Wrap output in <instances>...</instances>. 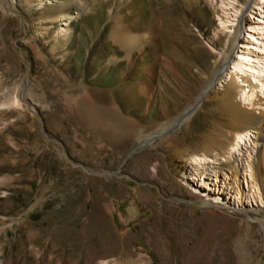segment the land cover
<instances>
[{
  "label": "rangeland",
  "instance_id": "374dc122",
  "mask_svg": "<svg viewBox=\"0 0 264 264\" xmlns=\"http://www.w3.org/2000/svg\"><path fill=\"white\" fill-rule=\"evenodd\" d=\"M258 1L0 0V264H264V92L225 79Z\"/></svg>",
  "mask_w": 264,
  "mask_h": 264
},
{
  "label": "bare ground",
  "instance_id": "6f19581e",
  "mask_svg": "<svg viewBox=\"0 0 264 264\" xmlns=\"http://www.w3.org/2000/svg\"><path fill=\"white\" fill-rule=\"evenodd\" d=\"M257 4H261V1L259 0L257 2ZM60 32H65V29H61ZM238 40H239L238 37H236L234 40L235 43H237ZM235 48L236 47L234 46L232 54H231L230 58L227 59V62H226V67H229L231 70L225 79H226V82L233 80L234 85L239 90L238 97H239L240 101L242 102V104L246 108L250 109L252 106V103L256 97L255 95L258 93L260 94V93L264 92V56L254 58V56L250 55L247 48L239 49L240 52L237 54L236 49L238 47L236 49ZM225 68H224V70L223 69L222 70L225 71ZM223 71L221 72V74L223 73ZM244 83L248 84L247 87H245V88L243 87ZM211 90H212L211 86L208 87L206 89V91L204 92V94L199 98V100L195 104L189 106L184 111V113L177 119V122L172 127V129L169 128L167 131L169 132L171 130L174 132L175 130L184 126L189 120H191L195 116V114L198 112V110L200 109V107L203 103V99L205 97H208V94L211 92ZM11 104L16 106V107L20 106V103H19L17 98H13ZM248 117L249 118H247V119H250L252 122H254L251 124H254L257 127L264 126V113L262 114L261 117H254L251 115H248ZM250 132L244 131V132H241L238 134H234V135L232 134L233 137L231 139V144L228 147V152L226 154L227 155L226 158L228 160L236 157L237 154L238 155L241 154L240 152L242 151V149L244 147L246 148L247 146H250L251 143H253L251 141L252 137H251ZM158 138H159V136H153V137H149L147 139H144L145 141L142 143L141 147L139 148V151H141V150L149 147L150 145H152ZM253 145H255V144H253ZM253 147L256 148L255 146H253ZM248 149H249V147H248ZM244 150H243V153H244ZM205 156L206 155H204L203 157L193 156L191 158V161H189L190 165H188L189 168H188L187 174L185 176L187 178V182L197 184V187H198V184H200L201 187L210 189V186H211L210 183H206L204 177L201 176L200 178H198V176H197L198 170L207 161V158ZM211 163H213V162H211ZM207 174H208V172H207ZM127 255L129 258L125 264H146V263H141L140 261L134 260L133 256L131 254L127 253ZM114 264H122V263L115 262Z\"/></svg>",
  "mask_w": 264,
  "mask_h": 264
},
{
  "label": "water",
  "instance_id": "95a60500",
  "mask_svg": "<svg viewBox=\"0 0 264 264\" xmlns=\"http://www.w3.org/2000/svg\"><path fill=\"white\" fill-rule=\"evenodd\" d=\"M220 75H222L221 72L218 74V76H217V78H216V80H215V84L217 83L216 81L218 80V78L220 77ZM213 87H214V86H213Z\"/></svg>",
  "mask_w": 264,
  "mask_h": 264
}]
</instances>
